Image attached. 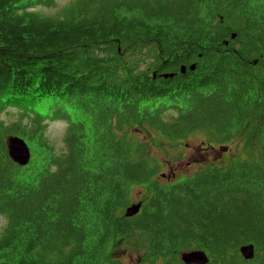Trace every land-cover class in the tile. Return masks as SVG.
I'll list each match as a JSON object with an SVG mask.
<instances>
[{
    "label": "trees",
    "instance_id": "obj_1",
    "mask_svg": "<svg viewBox=\"0 0 264 264\" xmlns=\"http://www.w3.org/2000/svg\"><path fill=\"white\" fill-rule=\"evenodd\" d=\"M57 1L0 0V264H128L121 247L138 264H179L191 249L209 264H264V0L31 10ZM10 111L15 120L1 118ZM60 120L56 152L47 130ZM197 134L230 157H198L191 173L159 179L152 145L165 144L168 162ZM10 135L30 147L27 165L10 158ZM135 202L140 212L126 217Z\"/></svg>",
    "mask_w": 264,
    "mask_h": 264
},
{
    "label": "rangeland",
    "instance_id": "obj_2",
    "mask_svg": "<svg viewBox=\"0 0 264 264\" xmlns=\"http://www.w3.org/2000/svg\"><path fill=\"white\" fill-rule=\"evenodd\" d=\"M75 0H58L56 7H45V6H35L33 7V11L40 12L41 14L45 15H56L60 9L70 3H72ZM38 110H42V107H40ZM47 110V108L43 109L41 112H44ZM10 114H2L1 118L10 121V120H15L17 115H14L12 111H10ZM174 111H171L170 114L166 117L167 119L170 118V116L173 114ZM68 123L64 121H54V122H49L48 123V130H47V136H48V141L52 145V147L55 149L56 152H59V150H64L65 145H64V134L65 130L67 128ZM195 137H189V141L187 145H182L180 147L179 152L180 153H171L169 154L172 157L179 156L177 154L183 153V156L179 159H171V161L165 162V157L167 154L165 152H169V149L163 145H165L163 142L158 141L157 145H152L153 148V154L154 158L159 159L160 161L163 162L165 165L158 173L157 176H159L161 173H176V179L179 175H184V172L186 173H191V171L194 169L196 170L198 167H196L193 164V161L196 158H203L204 156L208 157H230L232 151L227 147V150H222L220 146L222 144L218 143H211L212 141L209 139V137L202 136V135H194ZM137 140H144L150 137V135L144 132L143 134L137 133ZM203 139L205 141V144L201 145L200 140ZM148 140V139H147ZM192 140V141H191ZM214 145V147H211L209 144ZM208 144V145H207ZM208 147V148H206ZM171 152V151H170ZM186 155V157H185ZM214 159V158H210ZM216 159V158H215ZM190 168V169H188ZM179 174V175H178ZM173 176V175H172ZM170 178V176H169ZM143 193V190L138 192L139 194ZM143 201V200H141ZM4 223L5 220L3 217H0V234L4 228ZM116 256L118 258H121L125 263L128 264H138L141 262V254L136 252L135 250H131L128 247H121L119 251L117 252ZM179 264H184L180 259H179Z\"/></svg>",
    "mask_w": 264,
    "mask_h": 264
},
{
    "label": "water",
    "instance_id": "obj_3",
    "mask_svg": "<svg viewBox=\"0 0 264 264\" xmlns=\"http://www.w3.org/2000/svg\"><path fill=\"white\" fill-rule=\"evenodd\" d=\"M235 36L236 34L234 33L232 35V38H234ZM195 68V63H192L189 66H187L186 64H182L180 66V72L184 73L188 69L192 71L195 70ZM153 75L155 76V73ZM161 76L163 78H169L172 77L173 74L164 72L161 74ZM6 145L7 152L14 162L22 166H25L29 163L31 159V149L23 138L16 135H10L7 138ZM220 148L222 150H227L226 146H221ZM160 176L166 177L167 175L166 173H161ZM141 206V202L131 203L125 210V216H135V214L140 210ZM238 251L244 259L250 260L253 259L256 255V246L251 243H244L239 246ZM180 259L183 260L182 262L184 264H208L211 260L209 254L206 253L203 249H191L182 251L180 253Z\"/></svg>",
    "mask_w": 264,
    "mask_h": 264
},
{
    "label": "flooded vegetation",
    "instance_id": "obj_4",
    "mask_svg": "<svg viewBox=\"0 0 264 264\" xmlns=\"http://www.w3.org/2000/svg\"><path fill=\"white\" fill-rule=\"evenodd\" d=\"M181 66V65H180ZM165 73H171V74H173V76L172 77H175L176 76V73H174V72H169V71H167V72H165ZM184 73H187V70L184 72ZM184 73H182V74H184ZM154 74V73H153ZM155 76H156V73H155ZM154 76V77H155ZM161 76V75H160ZM162 77V76H161ZM172 77H169V78H172ZM161 178H164V177H161V176H159V179H161Z\"/></svg>",
    "mask_w": 264,
    "mask_h": 264
},
{
    "label": "bare ground",
    "instance_id": "obj_5",
    "mask_svg": "<svg viewBox=\"0 0 264 264\" xmlns=\"http://www.w3.org/2000/svg\"><path fill=\"white\" fill-rule=\"evenodd\" d=\"M140 212V210L135 214V215H138V213ZM254 245V244H253ZM205 251V250H204ZM206 252V251H205ZM207 253V252H206ZM256 254V253H255ZM181 261H183V260H181Z\"/></svg>",
    "mask_w": 264,
    "mask_h": 264
},
{
    "label": "clouds",
    "instance_id": "obj_6",
    "mask_svg": "<svg viewBox=\"0 0 264 264\" xmlns=\"http://www.w3.org/2000/svg\"><path fill=\"white\" fill-rule=\"evenodd\" d=\"M179 258H180V255H179ZM210 262H211V260H210ZM210 262H209V263H210ZM209 263H208V264H209Z\"/></svg>",
    "mask_w": 264,
    "mask_h": 264
}]
</instances>
